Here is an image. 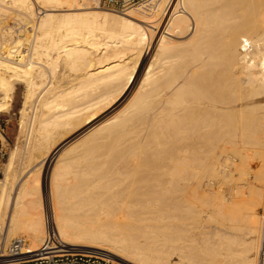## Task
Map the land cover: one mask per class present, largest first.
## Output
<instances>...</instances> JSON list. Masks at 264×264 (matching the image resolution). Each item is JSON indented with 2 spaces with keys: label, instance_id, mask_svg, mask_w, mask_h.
<instances>
[{
  "label": "bare ground",
  "instance_id": "obj_1",
  "mask_svg": "<svg viewBox=\"0 0 264 264\" xmlns=\"http://www.w3.org/2000/svg\"><path fill=\"white\" fill-rule=\"evenodd\" d=\"M98 1L0 0V111L9 108L15 82L24 86L20 140L0 177V252L18 233L36 250L53 230L67 246L100 249L131 264H257L264 203V0H199L193 19L200 31L212 25L215 38L192 34L199 51L182 47L176 71L173 49L189 38L175 44V28L194 11L187 8L190 0L176 1L163 30L169 0L126 13L103 10ZM8 15L16 22L3 26ZM213 45H220L212 48L217 52H206ZM169 61L174 70L165 67ZM128 96L124 106L80 138L83 142L79 139L81 144L64 145ZM137 120L154 137L158 129L167 145L164 155L157 150L153 167L127 168L144 180L120 198L114 175L107 181L109 172H127L120 162L143 147L130 144L129 158L126 154L120 162L108 160L109 146L102 147L106 159L99 167L92 163L99 148L94 142L128 137ZM55 148L27 175L33 162ZM41 168H50L47 205L38 180ZM249 173L252 181L246 184ZM214 181L226 185L227 198L213 189ZM191 201L208 220L202 224L197 218L198 231L180 238L177 231L186 225L182 211Z\"/></svg>",
  "mask_w": 264,
  "mask_h": 264
},
{
  "label": "rangeland",
  "instance_id": "obj_2",
  "mask_svg": "<svg viewBox=\"0 0 264 264\" xmlns=\"http://www.w3.org/2000/svg\"><path fill=\"white\" fill-rule=\"evenodd\" d=\"M173 1V0H172ZM176 1V0H175ZM191 2H189V4H188V9H189V11L191 10L192 11V9L191 8H193V10L194 11H192L191 13L194 15V17H193V15L190 13H188L187 15H186V18L188 19H186V21H185V23L183 22V21H181V19H180V21L181 22H183V25L184 26H181L182 24H178L180 27H178V26H176V28L175 29H177V31H178V34L179 35H176L177 33H176V31H174L175 32V39L173 40V42L176 44H178V42H179V39H181L182 41H183V39L185 38V40L187 39V38H189L188 40H187V42H186V45L184 46V45H178V47L176 46L173 50H174V52H173V55H174V57H172V58H174V59H170L171 60V63H173L172 62V60H174V63H175V65L174 64H171L170 63V61H169V63H168V65H166L165 67H168L170 64L172 65V67H170V68H172L173 69V65H174V69H175V71L178 69L177 67V65H179L178 63L179 62H177V60L178 61H180L177 57H179L180 58V56L182 55V53H183V49H181L182 47L184 48L185 47V49L187 50V49H190L191 50V48L193 49V51L195 50V51H199L198 49H194L193 48V46H192V44H195L196 42H194L193 40H191L190 39V37H192L193 35L192 34H194L195 33V35H194V38H197V37H201L202 35L204 36V37H207L208 35L207 34H209V38L213 35V37L215 38V35H214V29L212 28V25H206V26H204V27H202L201 25V29H203L202 31H200V30H198V28H199V25H197V22H196V20H194L193 18H195L196 16H195V9H194V7H195V5L199 2V0H190ZM175 3V2H174ZM171 6V5H170ZM169 6V8H172V7H170ZM191 7V8H190ZM185 9V8H184ZM171 10V9H170ZM186 11V10H185ZM169 12L170 11H168L167 12V14H166V17H164V19H163V23H162V25H161V27H160V30H163V26L165 25L164 23H166V21H167V19H168V17H169V15L171 14H169ZM190 15V16H189ZM11 17V18H10ZM5 19H7L6 20V23H3L2 25L4 26V25H6V24H12V19L14 20V22H16L15 21V19L13 18V15H8V16H5ZM191 19H193V20H191ZM196 19V18H195ZM193 21H195V22H193ZM191 22V23H190ZM209 23H210V20L208 21ZM190 23V24H189ZM195 24L197 25V26H195ZM189 25H191V26H189ZM26 26V25H25ZM209 26H211V27H209ZM13 27H14V29H17L18 27L21 29V30H23V28L24 27H22L21 26V24H18L17 26H16V24L14 23V25H13ZM17 27V28H16ZM186 27V28H185ZM208 27L210 28V31H208L209 33H205V29H208ZM184 28V29H183ZM180 29V30H179ZM190 30H192V31H190ZM199 31V33L197 34L196 32H198ZM196 31V32H195ZM191 32V33H190ZM193 32V33H192ZM212 34H211V33ZM199 34H202V35H199ZM192 35V36H191ZM197 35V36H196ZM187 37V38H186ZM212 38V37H211ZM180 40V41H181ZM211 40V39H210ZM209 40V41H210ZM178 41V42H177ZM188 43H190V46H188L189 44ZM186 46L188 47V48H186ZM217 46V45H216ZM215 45H213V46H211V48L208 50H206V52H208V53H213V51H216L217 52V50H213V49H215V47H216ZM191 47V48H190ZM178 48V49H177ZM213 48V49H212ZM216 48H220V45H218ZM175 49H176V51H175ZM179 49H181L180 51H178ZM182 51V52H181ZM177 52V53H176ZM179 52V53H178ZM181 53V54H180ZM177 60H176V59ZM176 61V62H175ZM146 63H147V59L144 61V65L142 66V69L140 70V74L143 72V67H145V65H146ZM176 63H177V65H176ZM170 65V66H171ZM173 69V70H174ZM139 73H138V75H139ZM23 94H24V86H23V84H19V83H17V82H15V92H14V94H13V98H12V102H11V104H10V106H9V108L5 111H0V116H2V117H4V118H6L7 119V135H8V138H9V144H10V146H9V149H8V155H9V152L16 146V144L18 143V141L20 140V137H19V128H20V109H21V107H22V100H23ZM130 99V96H128L127 98H125L124 100H120L118 103H116L115 105H114V107H112V109H110V111H107L106 113H103L102 115H100L99 116V118H97V120L94 122V123H92V124H89V125H87L86 127H84V129H82L79 133H77L76 135H74L72 138H70L69 140H67L65 143H64V145H68V144H70V143H72V142H76V141H79V139L82 137H84V135L86 134L87 135V132L90 130V129H92V127H94V125L95 124H97V123H99L100 121H102L104 118H106V117H108V116H110V115H112V114H114V113H116L117 112V110L118 109H120L122 106H124V104L125 103H127V101ZM260 100H262V101H264V97H262V98H260ZM111 112V113H110ZM105 116V117H104ZM100 117H102V118H100ZM98 121V122H97ZM141 121L142 120H139V122H138V120H137V124L138 123H140V124H136V121H133L131 124H130V126H129V129L130 130H132L133 128V131H131V132H129L130 133V135L128 136V137H126V136H124L123 138H121L120 140H118V139H113L112 141H111V139H108V142H107V140L106 139H104V141L106 140V143L103 141V142H101L100 140H97V141H99L97 144H96V140H95V146L92 144V146L91 147H99L98 149H95V151L96 152H93V153H96V154H94V155H96L97 156V158H94V159H97V161H94V162H96V163H94V162H92L93 163V165L94 164H97V162L99 163V167H101V164H103V163H101V162H104V160H103V158L105 157V156H101V154L100 153H102L101 151H100V149H102V147H103V149H102V151L103 150H106L107 148H108V146H109V153H111L112 155H110L109 153H107V154H109V156L107 155L106 157H108V160H109V158H111L110 159V161L112 160V161H119V159L121 160L122 158H123V156L124 155H126L127 153H131L132 152V155H130V154H127L126 156H128V158H129V155H130V157H132V159H133V161H132V159L131 158H127L128 159V162L126 161V160H122L123 162H124V164L122 163V161L120 162L121 164H119L118 162V164L121 166V165H123V166H121V168L120 169H122L123 167V169H126L125 171H127V172H124L123 170H119V168H117V167H120V166H117L116 164V168L117 169H113L114 171L112 172V173H114V174H111V172H109V178L108 177H106L104 180L106 181V179H107V181H109V179H111L112 177H113V175H114V179H111V181L112 180H115L118 184H119V186H120V188H118V189H120V191L118 190V193L116 194V196L117 197H128L130 194L129 193H131L133 190H134V188L136 187V186H140L141 185V183H142V181L144 180V178L142 177V176H140V177H142V178H140L139 177V175L137 174V175H133L131 172H133L134 170H137L138 171V169L137 168H139L140 170L142 169V168H144V167H146V166H148V165H150L149 167H151L152 165L154 166V164H155V161H157L156 160V158H158L159 156H160V154L159 153H161V155H164V153H165V148H166V145H167V140H165V136H163L162 134H160V132H159V130L158 129H156V131H158V133H157V137L155 136L154 137V135L156 134V133H154V131L153 132H151L150 130V128L149 127H146L145 126V124H143L142 125V123H141ZM144 121V120H143ZM97 122V123H96ZM135 122V123H134ZM145 123V122H144ZM134 124H135V126H137V127H134ZM133 125V126H132ZM144 128L143 130L141 129L142 127ZM132 129H131V128ZM140 127V128H139ZM137 129V130H136ZM138 129L139 130H141V131H138ZM149 129V130H148ZM130 130H128V131H130ZM154 130H155V128H154ZM137 131V132H136ZM146 131V132H145ZM155 131V132H156ZM133 132V133H132ZM148 132V133H147ZM97 133H99V132H95V134H97ZM132 133V134H131ZM139 133H140V135H139ZM146 133V134H145ZM151 133V134H150ZM100 134H101V132H100ZM100 134H98L97 136H99ZM162 135V136H160V135ZM91 135H93V134H91ZM94 136V135H93ZM96 136V135H95ZM140 136V137H139ZM146 136H149V138H147ZM139 137V138H138ZM161 139H160V138ZM88 138H92V136H90L89 135V137ZM94 138V137H93ZM96 138V137H95ZM129 138V139H128ZM138 138V139H137ZM153 138H154V140H153ZM163 138V139H162ZM146 139V140H145ZM147 139H148V142H146L147 141ZM151 139V140H150ZM156 139V140H155ZM81 140V139H80ZM84 140V139H83ZM109 140L111 141V142H109ZM143 140H145V141H143ZM162 140V141H161ZM82 141V140H81ZM117 141V142H116ZM122 141V142H121ZM125 143H124V142ZM134 141V142H133ZM156 141V142H155ZM165 141V142H164ZM83 142V141H82ZM138 143L139 142V144H140V146L141 147H143V148H141V150H142V152H141V150H140V148H139V150H137V149H133L134 147L133 146H135V144L133 145L132 143ZM144 142H146L144 145H143V143ZM79 143H80V141H79ZM101 143V144H100ZM108 143L110 144V145H108ZM111 143H112V145H111ZM142 143V144H141ZM76 144H77V142H76ZM81 144V143H80ZM102 144H104V145H102ZM106 144H107V146H106ZM128 144V145H127ZM130 144H132L131 145V148L134 150V152H133V150L132 149H130L128 146L130 145ZM146 144H148L147 146H146ZM157 144H159V145H157ZM166 144V145H165ZM79 144H77V146H78ZM154 145V146H153ZM119 146V147H118ZM156 146V147H155ZM159 146V147H158ZM106 147V148H105ZM128 147V148H127ZM145 147H146V149H145ZM120 148V149H119ZM154 148H155V150H154ZM162 148V149H161ZM107 149V150H108ZM110 149H112V150H110ZM129 149V151H127ZM59 150V148H55L54 149V151H51L50 153H48L45 157H42V158H40L38 161H36V162H33L31 165H30V167H29V169H28V172L29 171H32V169L34 170L35 168H37L38 166H40L42 163H43V161H44V159H46L48 156H51V155H53L54 153H56L57 151ZM124 150H126V152H125V154H124ZM130 150H132L131 152H130ZM145 152H144V151ZM151 150V151H150ZM157 150H159L160 152L158 153L157 152ZM94 151V150H93ZM111 151V152H110ZM122 151V152H121ZM137 151V152H136ZM157 153H156V152ZM54 152V153H53ZM108 152V151H107ZM139 152V153H138ZM153 152V153H152ZM156 154H155V153ZM134 153V154H133ZM136 153V154H135ZM100 154V155H99ZM155 154V155H154ZM121 155V156H120ZM157 155H158V157H157ZM95 156V157H96ZM112 156V157H111ZM126 156L124 157V158H126ZM196 156H197V154H196ZM103 157V158H102ZM106 157H105V159H106ZM112 158H114V159H112ZM119 158V159H118ZM123 158V159H124ZM99 159V160H98ZM106 161V166H111V165H109V164H112V162H110L109 163V161ZM126 161V162H125ZM6 162H7V159L5 160V164H6ZM91 163V164H92ZM107 163H109V164H107ZM114 163V162H113ZM152 165H151V164ZM125 165L127 166L126 168H125ZM134 167H133V166ZM114 166V165H113ZM152 166V167H153ZM114 167V168H115ZM137 167V168H136ZM5 168V167H4ZM32 168V169H31ZM110 168V167H109ZM130 170V168L133 170H131V171H129L128 172V169ZM49 169L50 168H47L46 170H44V169H40V172H38L40 175L38 176L39 178H38V180H39V185H40V190H42V194H43V199H44V202H45V204L47 205V196H46V187H47V183H48V174H49ZM116 170H118V171H123L125 174H127L126 176H125V174H122V175H119V174H121V173H123V172H115ZM143 170V169H142ZM33 172V171H32ZM118 173V174H117ZM134 173V172H133ZM30 174V172L27 174V175H29ZM111 174V175H110ZM118 175L119 177H121V178H118V176L116 177L115 175ZM129 174V175H128ZM141 175H146V174H148V173H146V172H144L143 171V174H142V172L140 173ZM124 175V176H123ZM3 175H1L0 177H2ZM112 176V177H111ZM131 176H134V178L133 177H131ZM146 176H148V175H146ZM233 176L235 177V178H238V173H234L233 174ZM111 177V178H110ZM125 177H127V178H125ZM129 177V178H128ZM137 177H138V179H140L141 180V182H140V180H136L137 179ZM117 178V179H116ZM123 178H125V181L124 182H122L124 179ZM120 179H121V182H122V185L123 184H127L126 186H127V189H126V186H124L123 188L124 189H126L125 190V192H122V191H124V189L123 190H121V187H122V185L120 184L121 182H120ZM246 179V180H245ZM127 180H129V181H127ZM131 180V181H130ZM246 184H248V183H250L251 181H252V175H251V173H249L245 178H244V180H243ZM116 182H113V183H116ZM127 182H129V183H127ZM136 184H135V183ZM139 182H140V184H139ZM111 183V182H110ZM221 184L220 186H219V184ZM131 184V185H130ZM132 184H133V187L134 188H132ZM190 184V183H189ZM188 184V185H189ZM192 185H193V183L191 182V186L190 187H192ZM189 186H188V189L187 190H190L189 189ZM226 185H224V183L223 182H217V181H214L213 183H212V187H213V189L214 190H218V188H219V191L218 192H220V194H221V196L223 195V197L224 198H227L228 197V190H226V187H225ZM130 189H129V188ZM221 187V188H220ZM137 188V187H136ZM131 189H133V190H131ZM223 189V190H222ZM131 190V191H130ZM129 191V192H128ZM191 191V190H190ZM128 192V193H127ZM120 193H122V194H120ZM125 195H124V194ZM129 194V195H128ZM153 193H150V194H148V198L151 200V201H153V200H155L154 198H155V194H153ZM120 195V196H119ZM128 195V196H127ZM153 196H154V198H153ZM192 196L191 195H189L188 196V198L189 199H192L191 198ZM152 198H153V200H152ZM192 202V201H191ZM190 202V204H189V202H188V207H187V205H186V207L184 206V210L182 211V213L185 211V213H183L185 216H186V218H185V216H184V220H182V222L184 223V221L186 222L185 224V227H183L184 229H182L181 230V228H180V232H179V230L177 231L178 233H177V235L179 236L180 235V238H182V236H184L185 234L184 233H186V232H188V233H186V235H193L194 233H196L197 231H198V229H199V225H197V224H200V222H198V219L201 221V223L202 224H205L206 222L205 221H207V220H203V219H206L207 218V216H205V212H203V213H198V207H200V206H198V204H196L195 202H192L191 203ZM185 202H183V204L182 205H185L184 204ZM194 204V205H193ZM196 204V205H195ZM191 207H190V206ZM192 206L195 208H193L194 209V211H193V209H192ZM198 206V207H197ZM190 209H192L191 211H190ZM197 209V210H196ZM210 208H208V210H209ZM260 210V209H259ZM258 210V212H260ZM194 213H193V212ZM162 212V211H161ZM157 214V217H159L160 216V212H157L156 213ZM156 214L154 213L153 215H155V218H157L156 217ZM199 214V215H198ZM202 217V218H201ZM198 218V219H197ZM196 220V221H195ZM155 221H157V223H158V219H155ZM154 221V222H155ZM192 221V222H191ZM195 221V222H194ZM153 222V221H152ZM189 222V223H188ZM197 222V223H196ZM188 224V225H187ZM195 225V226H194ZM196 226H197V229H195L196 228ZM187 227V228H186ZM211 228V227H210ZM209 228V229H210ZM155 230V229H154ZM153 230V231H154ZM183 230H187V231H183ZM211 230V229H210ZM154 232H156V230L154 231ZM192 233V234H191ZM159 234V233H158ZM156 235V236H159V235ZM184 234V235H183ZM152 235H153V232H152ZM151 235V236H152ZM155 235V234H154ZM153 235V236H154ZM16 236H23V237H25L22 233H18ZM15 237V236H14ZM155 237V236H154ZM153 237V238H154ZM189 238V237H188ZM189 239H191V237L189 238ZM184 241V240H183ZM9 243V242H8ZM8 243L6 244V246L8 245ZM187 243H190V242H188L187 241ZM191 246V245H190ZM70 248H72V246H69ZM75 249V248H74ZM0 254H1V252H0ZM113 256V255H112ZM113 258L114 259H116L118 262H119V264H131V263H128V262H125V261H123V260H120V259H118L116 256H113ZM0 259H3V257H1L0 256ZM115 260V261H116ZM114 264H117V263H114Z\"/></svg>",
  "mask_w": 264,
  "mask_h": 264
},
{
  "label": "built area",
  "instance_id": "obj_3",
  "mask_svg": "<svg viewBox=\"0 0 264 264\" xmlns=\"http://www.w3.org/2000/svg\"><path fill=\"white\" fill-rule=\"evenodd\" d=\"M154 0H99L101 9L126 13L130 10H144ZM177 1V0H176ZM175 1V3H176ZM172 0H169V6ZM172 6L170 13H172ZM169 9V8H168ZM7 119L0 116V176L3 175L4 162L8 157L9 138ZM26 238L13 237L3 253V264H114L113 256L96 248L74 249L66 245L53 230H48L40 247L36 250L27 248ZM257 264H264V203L261 208V233L258 246Z\"/></svg>",
  "mask_w": 264,
  "mask_h": 264
}]
</instances>
